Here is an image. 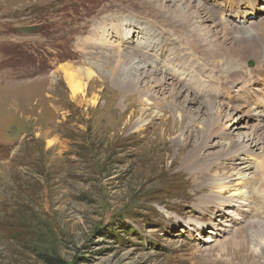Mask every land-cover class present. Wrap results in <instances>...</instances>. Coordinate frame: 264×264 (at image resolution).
Listing matches in <instances>:
<instances>
[{
	"label": "rangeland",
	"instance_id": "rangeland-1",
	"mask_svg": "<svg viewBox=\"0 0 264 264\" xmlns=\"http://www.w3.org/2000/svg\"><path fill=\"white\" fill-rule=\"evenodd\" d=\"M149 1L0 0V264H262L249 251L259 241L257 227L251 230L246 225L264 218L260 177L248 189L239 185L220 193L222 202L209 201L218 192L212 189L194 197L195 183L179 176L180 163L171 167L169 158L165 160L177 156L171 141L161 159L144 158L145 144L156 140L160 118L145 134L107 145L93 116L103 87L95 83L89 96L72 98L59 72L61 66L86 68L98 62L100 43L91 32L99 27V18L102 22L127 16L133 22L154 23L163 33L169 30L166 37L172 53L179 51L184 61H194L195 71L201 72L203 80H211L209 91L216 95L219 89L213 85L229 83L230 78L227 71L205 61L209 37L205 35L207 42L202 40L200 33L205 30L199 18L194 23L200 38L188 41L185 25ZM262 3L258 2L259 8ZM239 15L245 17V13ZM165 17L175 27L166 26ZM129 35L131 49L126 50L132 51L140 37ZM124 40L130 41L120 39ZM172 53L168 50L159 58L150 54L164 65ZM248 64L243 65L245 75L247 80L254 79L251 72L260 71L261 66L249 70ZM184 66L187 74L182 77L188 81L192 65ZM233 88L237 94V86ZM199 105L191 106L189 114L196 115ZM136 107L142 105L137 102ZM240 115L239 120H249ZM201 128L199 123L194 127L192 144ZM137 132L126 121L115 138ZM225 144L226 139L214 136L205 154L221 155ZM242 157L237 156L235 174L246 162L253 168L247 176L258 175L262 159ZM221 162L231 170L230 161ZM241 179L234 177L236 183L245 182ZM231 206L245 210L241 212L245 219L239 212L228 213ZM221 244H226L225 254ZM241 246L247 247L243 250L247 259L233 257Z\"/></svg>",
	"mask_w": 264,
	"mask_h": 264
},
{
	"label": "bare ground",
	"instance_id": "bare-ground-1",
	"mask_svg": "<svg viewBox=\"0 0 264 264\" xmlns=\"http://www.w3.org/2000/svg\"><path fill=\"white\" fill-rule=\"evenodd\" d=\"M150 1L168 18L185 25L188 30L185 36L188 41L191 37L200 38L197 32L199 27L194 23V20L199 18V24L205 30L203 34L202 30L200 33L205 38L202 40L207 42L205 35L209 37V41L205 43V61L227 71L230 82L218 83L219 87L213 85L216 90H219L216 95L211 94L209 88H212V84L208 85L211 80H203L201 72L199 74L193 67V64L196 66L195 62L184 61L179 51L172 53L173 48L169 47V38L166 37L169 30L163 33L154 23L133 22V19L127 16L115 17V20L104 18L102 22L99 18V27H96L91 35L100 43L97 55L100 60L89 63L90 67L86 68L75 67L73 64L59 68L72 98L84 94L85 97L89 96V88L95 83L103 87L100 90L102 92L101 100L99 97L100 105L93 116H96L100 124L101 136H99L107 145L118 144L122 138L145 134L153 125V121L160 118L161 123L155 128L156 140L145 144L144 158L148 161L161 159L162 155L165 156L163 152L168 141H171L177 156L171 160L169 155L165 160L169 158L168 166L171 167L180 163L179 176L182 179L187 177L186 182L193 180L195 183L192 188L194 197L203 194V189H212L218 192L210 195L209 201L222 202L220 193L239 185H241L240 188H247L249 184L255 185L259 177L262 181L261 188L264 189V16L260 17L264 10V0L261 8L257 6L260 0H215L217 5L211 8L206 6L204 0ZM239 12L258 16L256 19L247 18L243 21L244 18L241 17L238 20ZM232 13L236 16L231 19ZM168 18H166V26L175 27ZM108 20L113 21V24ZM109 29H112V32H109ZM131 33L137 34L140 40L136 41L137 44L132 51H127L131 49L128 46L132 41L129 35ZM112 35L114 39L111 40ZM124 38L130 41L128 43L126 40L120 41ZM168 50L173 54L170 60L166 58L169 66L167 63L157 64L153 57H163ZM151 52H154L155 56L151 55ZM186 62L192 65L191 73L187 76L188 81L182 77L187 70L184 66ZM246 63H249L247 68L249 70H254L253 68L260 64L261 70H255L250 74H254V79L247 80L245 74L248 71L246 70L245 73L243 69ZM95 70L99 73L98 76L92 72ZM102 79L108 82L104 83ZM243 81H246V85L249 84L248 93L244 91ZM251 83L254 88H251ZM109 85L118 89L113 90ZM233 85L237 86V94ZM137 102L142 105V108L136 107ZM198 103L201 105L198 107L199 111L193 113L196 115H190V107ZM151 109H156L157 112H151ZM238 114H241L240 117L245 115L249 120H239ZM126 121H130L132 126L137 127L138 132L124 137L119 135V138H115L116 132L122 129ZM143 122L146 125H142ZM198 123L202 126L201 134L194 136L195 141L192 144L194 127ZM112 133L114 135H111ZM214 136L226 139L225 150L221 155L205 154L206 149L212 147L210 143ZM238 155L244 156L242 160L262 159L259 164L260 173L257 175L256 172V175L249 178L247 174L253 168L250 164L243 162V167L239 168L240 171L237 170L235 174L237 167L234 166ZM221 159L230 161L232 165L230 171ZM235 176L245 179V182L236 183ZM150 177L151 175L145 178L148 180ZM240 191L238 193L242 194L243 191ZM239 209L232 207L228 213L234 215L235 212H239V215L245 219V214L241 213L245 210ZM246 225L251 230L257 227L255 233L260 237L259 241L256 238L257 242L252 243V249L249 247L248 249L251 255L260 258L264 264V218L248 222ZM224 246L220 245L222 254L226 253ZM246 248L241 246L233 257L240 256L247 259V255L243 253V250L246 252ZM228 262L222 261L223 264H232Z\"/></svg>",
	"mask_w": 264,
	"mask_h": 264
}]
</instances>
